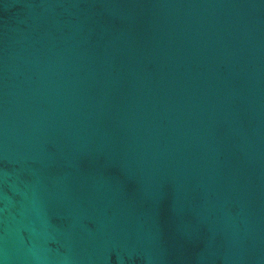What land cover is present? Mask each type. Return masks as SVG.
Listing matches in <instances>:
<instances>
[{"label":"water","instance_id":"95a60500","mask_svg":"<svg viewBox=\"0 0 264 264\" xmlns=\"http://www.w3.org/2000/svg\"><path fill=\"white\" fill-rule=\"evenodd\" d=\"M0 264H264V0H0Z\"/></svg>","mask_w":264,"mask_h":264}]
</instances>
